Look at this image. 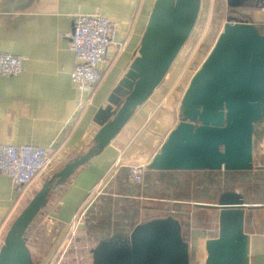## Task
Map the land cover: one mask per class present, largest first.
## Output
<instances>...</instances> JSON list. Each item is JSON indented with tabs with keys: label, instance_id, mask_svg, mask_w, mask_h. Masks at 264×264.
<instances>
[{
	"label": "water",
	"instance_id": "water-1",
	"mask_svg": "<svg viewBox=\"0 0 264 264\" xmlns=\"http://www.w3.org/2000/svg\"><path fill=\"white\" fill-rule=\"evenodd\" d=\"M254 1V4H250ZM225 18L214 46L192 76L179 105V122L147 165L152 171L250 172L256 127L264 117V35L235 9L260 8L264 0H226ZM201 0H156L138 55L94 117L99 129L87 150L43 182L14 220L0 249V264H34L25 234L48 198L83 166L99 156L161 85L190 37ZM195 207L218 212L217 236L205 243V264H257L250 257L245 212L235 191L216 204ZM183 223L174 215L151 217L93 243L92 264H190Z\"/></svg>",
	"mask_w": 264,
	"mask_h": 264
},
{
	"label": "crops",
	"instance_id": "crops-1",
	"mask_svg": "<svg viewBox=\"0 0 264 264\" xmlns=\"http://www.w3.org/2000/svg\"><path fill=\"white\" fill-rule=\"evenodd\" d=\"M155 1L0 0V53L25 58L21 74L12 77L0 75V143L50 148L53 152L50 169L39 175L25 191L16 190L6 176H0L2 237H5L43 182L87 150L99 129L94 122L95 114L107 104L110 93L138 55ZM95 13L116 24L115 41L108 49L105 63L100 66L104 76L95 97L83 112L78 113L80 94L69 76L74 55L67 47V35L71 32L74 15ZM118 45H122L120 50ZM149 102L147 100L137 109L119 135L99 156L80 168L50 196L46 206L48 214L43 221L46 226L50 223L65 230L73 216L88 206L93 193L101 185L104 188L119 168H129L130 163L137 162V159L150 162L160 147L149 156L150 146L155 144L151 133L164 129L166 121L152 117L153 109ZM139 200L147 201L146 198ZM182 203L194 206V203ZM173 215L187 224L184 213ZM245 215L249 216L245 232L250 236V257L255 263L264 264V208L246 210ZM51 230L52 227L47 232L51 233ZM216 232L204 225L190 226L186 241L195 264H205V243L215 238ZM33 236L31 240L40 246L50 238L45 233ZM54 249L53 244L44 253L40 259L43 264Z\"/></svg>",
	"mask_w": 264,
	"mask_h": 264
},
{
	"label": "rangeland",
	"instance_id": "rangeland-1",
	"mask_svg": "<svg viewBox=\"0 0 264 264\" xmlns=\"http://www.w3.org/2000/svg\"><path fill=\"white\" fill-rule=\"evenodd\" d=\"M244 12L245 15L250 17L251 21L257 26V28H259L261 32H264V10H244ZM229 13L230 12L226 5V0H201L199 16L190 37L186 41L184 47L180 51L177 59L170 68L168 74L164 78L161 85L153 93V97L151 96L148 100L150 101L149 105H151L153 109L152 117L155 116L154 119L160 118L164 122L166 121V127L164 129H162L161 131L159 130V132L151 133L154 136L153 138L155 144L152 145V147L154 146L153 148L150 146V157L155 153L156 149L161 146V143H163V141L166 139L168 133L172 129H174L175 126L178 124L179 105L182 100L184 91L186 90L192 76L199 70L202 63L204 62L212 47L214 46L220 32L223 29L225 18ZM156 95L158 96L156 97ZM156 114L158 115L156 116ZM259 135L260 133L258 132L254 136V145L260 140ZM157 150L159 151V148ZM147 163H149V161L143 162V160L137 159V162H132L130 163V165H147ZM249 173L250 176L239 175L236 181L233 180L231 184H229L228 182V176L225 175L223 172H215L210 175L204 172H181L175 174H166L165 179L171 176L175 178L179 183L188 184L189 186H191L189 191H194L196 195L197 193L199 194V191L202 190V187L198 188L196 186L197 181H204V187L207 188L209 186V179H213L214 181H212L214 182V184L217 183L216 185H219L222 188H227L231 191L243 194L247 187L252 186L256 182L259 183V186L264 185V171L256 172L254 170L250 171ZM161 182L162 183H160L159 185H155L156 188L155 190H152L153 192L148 193V196L152 197V199L156 201H142V205L148 208V211L146 213L147 217H144V219L151 217H164L168 208V203L163 200H158V198H166L165 195L170 198L178 193V189L174 186L167 185L165 183V180ZM102 187L103 185H101V187L93 193L90 203L87 207H89V205L95 201L96 197L99 196L101 189H103ZM217 197H210L211 199L209 198L207 200L206 198H199L196 201L200 202L195 203L216 204ZM121 205L122 204H120V207ZM181 206L182 207L179 212H176L175 214L177 216L179 213L185 214L184 220L187 224L185 225L182 220V223L184 224L183 233L187 234L189 232L190 226L200 227L204 225L206 228L209 227L217 230V211H210L205 209L197 210L193 208L194 206L191 205ZM83 209H85V207ZM191 212L193 213L190 217L189 214ZM196 213H199L198 216ZM196 216L199 218V220H197ZM44 218L41 216H37L36 222L38 223V225L36 226L34 232L30 234L29 237H27V247L30 250L34 264H43L40 259L43 258L44 253L49 249V247H53L54 244V251L51 253V256L48 258V260L44 262V264H48V262L53 258L58 247L63 244V240L65 239V230H62L56 226H52L50 223H48L49 225L47 224L46 226L43 223ZM119 223L120 222H118V224ZM84 225L81 227V229H79L73 241L70 243L60 264H92L90 249L93 243H95V241H92L88 237L87 227H85ZM48 226L49 228L52 227L51 233L47 232V230L49 229ZM116 227L118 228V231H124V226L122 224ZM38 233L40 235H44L45 233L46 235L50 236L48 242L41 246L38 242H33L31 240L34 237L33 235ZM60 236H62L61 239ZM63 245L64 246L59 255H62L63 249H65L67 243L65 242ZM54 264H56V262Z\"/></svg>",
	"mask_w": 264,
	"mask_h": 264
},
{
	"label": "built area",
	"instance_id": "built-area-1",
	"mask_svg": "<svg viewBox=\"0 0 264 264\" xmlns=\"http://www.w3.org/2000/svg\"><path fill=\"white\" fill-rule=\"evenodd\" d=\"M115 35L116 24L99 13L77 14L72 17L71 32L67 35V47L74 55V65L69 76L80 94L78 113L83 112L96 95L104 76V71L100 70V66L106 61L108 49L114 44ZM121 46L118 45V50ZM24 61V57L0 53V75L12 77L21 74ZM258 132L260 140L253 146L252 164L254 168L264 167V117L262 123L256 127V133ZM52 160L53 152L50 148L0 143V176H6L16 190L24 189L25 191L39 175L50 169ZM146 170L147 165H130L128 183L140 184ZM89 207L78 211L73 216L64 232L63 244L66 242L67 245L62 255L59 254L63 244L58 247L48 264L62 262L70 243L84 225ZM3 243L4 237L0 235V249Z\"/></svg>",
	"mask_w": 264,
	"mask_h": 264
},
{
	"label": "trees",
	"instance_id": "trees-1",
	"mask_svg": "<svg viewBox=\"0 0 264 264\" xmlns=\"http://www.w3.org/2000/svg\"><path fill=\"white\" fill-rule=\"evenodd\" d=\"M243 10H258L255 8L243 9ZM259 30V28H258ZM264 35V32H261ZM256 171V172H263ZM188 172V171H187ZM208 173V175L215 173V171H202ZM148 173V174H147ZM181 173L177 171H151L147 172L143 176V180L140 184H130L127 181L128 168H119L117 174L109 181V183L101 190L99 196L96 197L95 201L91 204L84 221V226L87 227L88 237L92 241H99L108 238L112 232L118 231V225H123L125 228H132L138 224L148 211V208L144 207L142 204L143 200L139 198H146L147 201L153 200L152 197L148 196L149 192H153L156 186L165 180V183L169 186H174L178 189V193L173 197L166 198L159 197L158 200H163L168 203V208L166 210L165 216L173 215L179 212L181 205L184 203L200 202L196 201L199 198L209 199L210 197H217L219 194L227 191H231L227 188H222L219 185L214 184L213 179H209V186L204 187V181H197L196 186L202 187L197 195L194 191H189L190 187L188 184L179 183L175 178L169 176L165 179L166 174ZM198 173V172H193ZM228 176V182H231L239 177V175L250 176L249 172H223ZM213 180V181H212ZM259 183H254L245 189L242 194L247 205H264V185L259 186ZM196 187V188H197ZM202 193V194H201ZM164 194V193H163ZM162 195V194H161ZM208 195V196H207ZM60 196V195H59ZM206 196V197H204ZM50 198V197H49ZM48 198V201H49ZM210 198V199H211ZM130 200V201H129ZM47 201V203H48ZM209 203V202H204ZM120 204L121 207H120ZM47 206V205H46ZM41 210L39 216L46 217L48 214L47 207ZM175 216V215H174ZM91 217V218H90ZM37 218V217H36ZM35 220L32 222L30 227L27 229L25 234L26 245L30 234H32L38 225ZM249 216L245 215V225L248 224ZM118 222H120L118 224ZM121 227V226H120ZM185 239L187 235L184 233ZM32 257V255H31ZM194 258L190 257V264H195ZM33 261V258H32Z\"/></svg>",
	"mask_w": 264,
	"mask_h": 264
},
{
	"label": "flooded vegetation",
	"instance_id": "flooded-vegetation-1",
	"mask_svg": "<svg viewBox=\"0 0 264 264\" xmlns=\"http://www.w3.org/2000/svg\"><path fill=\"white\" fill-rule=\"evenodd\" d=\"M255 2L254 1H251V3L250 4H254ZM243 9H246V8H243ZM243 9H235V11H234V13H236V14H243V15H245V12H244V10ZM247 9H249V8H247ZM255 9H258L259 11H262V8H260V5H259V7H257V8H255ZM229 10V12L231 13V12H233L231 9H228ZM246 11V10H245Z\"/></svg>",
	"mask_w": 264,
	"mask_h": 264
}]
</instances>
